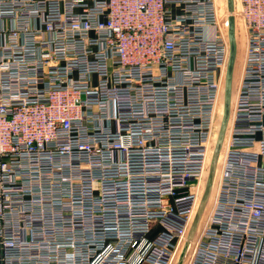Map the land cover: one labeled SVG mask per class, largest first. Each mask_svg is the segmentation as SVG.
<instances>
[{
  "label": "built area",
  "instance_id": "obj_1",
  "mask_svg": "<svg viewBox=\"0 0 264 264\" xmlns=\"http://www.w3.org/2000/svg\"><path fill=\"white\" fill-rule=\"evenodd\" d=\"M237 3L242 68L189 264H264V0ZM228 56L213 0H0V264H174Z\"/></svg>",
  "mask_w": 264,
  "mask_h": 264
},
{
  "label": "rangeland",
  "instance_id": "obj_2",
  "mask_svg": "<svg viewBox=\"0 0 264 264\" xmlns=\"http://www.w3.org/2000/svg\"><path fill=\"white\" fill-rule=\"evenodd\" d=\"M213 3L215 7L216 16H217L218 26L220 29V34L226 40L228 44V50H229V40H228V14H229L228 7H229V4H228V0H213ZM237 5H238L237 0H234V11L235 9H237ZM234 22H235V41H236V47H237V55H236V60H235L234 68H233L234 70H233V78H232L233 79L232 87L230 91V99H233V93H234L235 86H236V80L239 78V75L241 73V68H242L241 65H242V60H243V49H244L243 28L240 25L238 20H235ZM222 91H221V97L219 100V105L217 107L218 108L217 120L213 127V136L211 137V148H210L211 155L208 159V163L206 165L204 175L202 176L199 182L198 209L201 207L200 205L203 200H205V204L201 207L202 210H201L200 217H197V214H198V209H197L196 216L193 218V221L190 225L188 236L190 234L191 229L195 225L194 235H193V239L190 244L189 250L182 264H184L185 262L189 264L191 262L192 250L202 237V230L205 228V225H207L210 220V217H211V214H212V211L214 209L215 202L217 199L222 160L224 156L223 149H224L225 142L223 141L221 142V147L218 153V159L216 161L215 171L212 175H211V163H212V158H213V155L216 149V142L218 139L219 129H220L221 120L223 116L224 99H223ZM228 119L229 117L227 118L226 128L229 122ZM221 149H222V152H221ZM187 238L182 240V242L180 243L178 251L176 253V259H174V264L175 262L178 263L179 259L181 258Z\"/></svg>",
  "mask_w": 264,
  "mask_h": 264
},
{
  "label": "water",
  "instance_id": "obj_3",
  "mask_svg": "<svg viewBox=\"0 0 264 264\" xmlns=\"http://www.w3.org/2000/svg\"><path fill=\"white\" fill-rule=\"evenodd\" d=\"M228 40H229V56H228V61H227V68H226V76H225V85H224V90H223V116L221 120V125L219 129V134H218V139L216 142V149L212 158V163H211V175L215 171V166H216V161L218 159V153L221 147V142L223 141L224 138V133L226 129V123H227V118H228V113H229V101H230V91L232 87V76H233V68L236 60V55H237V47H236V41H235V22H234V0H228ZM205 204V200L201 202V207ZM198 209V214L197 217H200L201 210L202 208ZM194 229L195 225L190 231V234L186 240L185 247L183 249V254L181 258L179 259L177 264H182L186 254L189 250L190 244L193 239L194 235Z\"/></svg>",
  "mask_w": 264,
  "mask_h": 264
},
{
  "label": "bare ground",
  "instance_id": "obj_4",
  "mask_svg": "<svg viewBox=\"0 0 264 264\" xmlns=\"http://www.w3.org/2000/svg\"><path fill=\"white\" fill-rule=\"evenodd\" d=\"M233 78V77H232ZM232 101V99H230V102ZM221 152H222V149H221ZM220 159V158H219Z\"/></svg>",
  "mask_w": 264,
  "mask_h": 264
},
{
  "label": "flooded vegetation",
  "instance_id": "obj_5",
  "mask_svg": "<svg viewBox=\"0 0 264 264\" xmlns=\"http://www.w3.org/2000/svg\"><path fill=\"white\" fill-rule=\"evenodd\" d=\"M233 77V76H232Z\"/></svg>",
  "mask_w": 264,
  "mask_h": 264
}]
</instances>
